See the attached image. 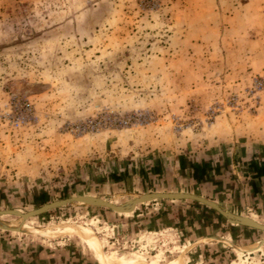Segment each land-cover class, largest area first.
Instances as JSON below:
<instances>
[{"label":"rangeland","instance_id":"1","mask_svg":"<svg viewBox=\"0 0 264 264\" xmlns=\"http://www.w3.org/2000/svg\"><path fill=\"white\" fill-rule=\"evenodd\" d=\"M199 7L216 16L188 0H0V209L179 191L264 223V147L217 124L258 112L264 62L236 77L193 68L188 49L212 39L180 34L214 28L189 12ZM175 76L206 82L209 97L174 101ZM23 225L0 227V264H264V231L191 199L125 213L69 204Z\"/></svg>","mask_w":264,"mask_h":264},{"label":"crops","instance_id":"2","mask_svg":"<svg viewBox=\"0 0 264 264\" xmlns=\"http://www.w3.org/2000/svg\"><path fill=\"white\" fill-rule=\"evenodd\" d=\"M189 4L200 6L215 5L216 16L209 15L208 10L203 7L189 10L196 12L193 16L197 20L210 18L207 24L214 28L197 30L189 28L180 34L184 36H196L205 38L210 43L203 44L196 40L193 47L188 49L190 62L193 68H202L198 64L199 59L205 61L203 68L212 74L227 72L223 76L231 74L243 76L250 69L260 67L264 62V0H188ZM218 12V13H217ZM214 13V14H215ZM212 15H214L211 11ZM202 22V23H203ZM206 23V22H205ZM204 24V25H207ZM203 26V25H202ZM216 37V38H215ZM216 40V41H215ZM218 53L213 59L211 54ZM233 75V76H234ZM222 76V77H223ZM175 85L183 86L176 89L172 95L173 100L182 99V95H194L198 99L209 97L208 85L202 80L190 79L188 85L184 83V77L175 76ZM207 77L203 78V80ZM220 132L230 136V142L238 143L243 148L264 147V97L254 115L250 114H229L221 117L217 122ZM224 130H227L224 132Z\"/></svg>","mask_w":264,"mask_h":264},{"label":"water","instance_id":"3","mask_svg":"<svg viewBox=\"0 0 264 264\" xmlns=\"http://www.w3.org/2000/svg\"><path fill=\"white\" fill-rule=\"evenodd\" d=\"M139 199L137 202L132 204H116L110 200L104 199L95 195H72L66 198H61L57 200L50 201L42 206L37 208L29 209L26 211L19 210L16 208L9 209H0V225L1 228L10 230V231H20V229H12L8 223L1 220L2 216H14L21 218H31L38 215H42L43 213L50 211L52 209L62 207L69 204H84V205H92V206H101L109 208L112 211L125 213V212H133L138 205L147 203L156 199H168V200H180V199H191L202 204H205L214 210H216L220 215H222L229 222L234 224H240L244 226H249L261 231H264V224L254 221L246 216H241L230 212L227 208L221 206L217 202L210 200L206 197L189 193V192H175V191H167V192H146L137 196ZM9 226V227H7Z\"/></svg>","mask_w":264,"mask_h":264},{"label":"bare ground","instance_id":"4","mask_svg":"<svg viewBox=\"0 0 264 264\" xmlns=\"http://www.w3.org/2000/svg\"><path fill=\"white\" fill-rule=\"evenodd\" d=\"M139 199L137 198V196L136 197H134V198H130L129 200H127V201H125V202H123V203H121V204H132V203H135V202H137ZM231 212V211H230ZM249 218V217H248ZM26 219H28V218H21V217H19L18 218V220H16V221H12L10 224L12 225V226H10V228H12V229H20V230H26L28 227L26 226V225H23L24 224V221L26 220ZM250 219H252V218H250ZM252 220H254V219H252ZM255 221V220H254ZM260 223V222H259ZM264 224V223H263ZM0 227H2L1 225H0ZM7 227H9V226H7ZM67 227V226H66ZM69 227V226H68ZM67 227V228H68ZM70 228V227H69ZM68 228V229H69ZM64 230H66L67 231V229L66 228H64ZM14 231V230H13ZM28 231H30V232H32V230H29L28 229ZM80 231V230H79ZM83 231V230H82ZM85 232H87V231H85ZM73 233V232H72ZM88 233V232H87ZM81 234V237L83 238V240L89 245V244H91L92 245V247H93V250H96V249H98V244H97V239L95 238L94 239V241H93V237L92 236H90V234ZM90 233V232H89ZM94 254H95V256H96V259H98V260H103V261H106L107 260V257L106 256H104V255H102L100 252H94ZM112 256H114V258L115 259H117L116 261H118V260H120V258H122V257H117V256H115V255H110V257H112ZM109 257V258H110ZM123 259V258H122ZM115 261V262H116ZM100 262V261H99ZM114 262V263H115ZM124 263L125 264H130V259H128V258H126V259H124Z\"/></svg>","mask_w":264,"mask_h":264},{"label":"built area","instance_id":"5","mask_svg":"<svg viewBox=\"0 0 264 264\" xmlns=\"http://www.w3.org/2000/svg\"><path fill=\"white\" fill-rule=\"evenodd\" d=\"M261 82H262V81H260L259 84H262Z\"/></svg>","mask_w":264,"mask_h":264}]
</instances>
